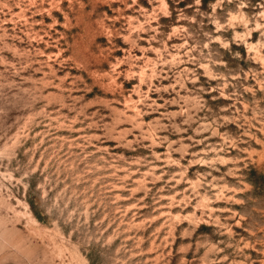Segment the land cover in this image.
<instances>
[{
	"label": "rangeland",
	"instance_id": "374dc122",
	"mask_svg": "<svg viewBox=\"0 0 264 264\" xmlns=\"http://www.w3.org/2000/svg\"><path fill=\"white\" fill-rule=\"evenodd\" d=\"M0 264H264V0H0Z\"/></svg>",
	"mask_w": 264,
	"mask_h": 264
}]
</instances>
